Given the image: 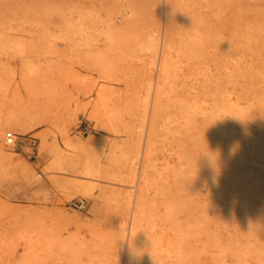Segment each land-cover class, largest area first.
Here are the masks:
<instances>
[{
	"label": "rangeland",
	"instance_id": "obj_1",
	"mask_svg": "<svg viewBox=\"0 0 264 264\" xmlns=\"http://www.w3.org/2000/svg\"><path fill=\"white\" fill-rule=\"evenodd\" d=\"M176 1H172L173 10L182 7L173 12L179 16L174 15L176 20L191 11V24L198 26V30H191L197 41L194 37V44L188 40L190 46L198 47L192 46L194 53L208 58L213 51L209 59L216 58L212 60L216 69L211 73L209 65L204 70L207 63L202 64L206 75H211H199L200 88L205 85L200 95L207 94L205 101L208 95L218 96L213 98L214 105L222 106L223 99H217L222 89L224 95L242 102L248 118H244L245 112L236 116L223 111L219 115L222 110L214 108L217 114L213 116L220 117L210 120L205 117L208 114L203 104L207 103L202 101L200 110L206 115L198 116L199 110V118L190 122L195 132L187 136L185 130L190 125H186L187 129L177 133H186L187 139L182 135L181 140L182 144L187 141L185 149L192 148V143L195 146L187 149L192 156L184 150V159L175 158L174 166H179L175 169L181 175L171 171L165 181L174 183L163 181L164 149L160 143L156 156L161 159L151 171L155 185L143 191L138 182L143 158L136 160L134 156L139 140L144 141L148 133V124L142 127L141 117L144 108L151 110L160 70V55L154 58L151 54L150 41L155 34L160 44L164 38L166 0H0V144L4 147V154L0 153V264H125L126 252L120 257L117 248L118 225L127 201L135 206L146 202L142 206L146 205L147 211H143L150 216L148 220L144 215L143 223L152 220L153 225L158 221L159 227L163 225L160 232L156 228L160 237L152 241H162L161 253L169 255L166 261L177 258L175 243L179 241L181 264H264V0L209 1H214L213 6H206L205 0H192V6L197 2L202 5L194 8L190 0ZM129 6L135 9L134 16L127 12ZM190 13L199 15L195 22L200 23L195 24ZM203 32L208 37L203 39ZM204 48L212 49L208 52ZM205 61L209 64L208 59L202 63ZM106 85L110 101L102 104L109 106L102 108L101 104V116L96 119L93 108ZM206 85L209 91L204 89ZM213 89L218 91L211 95ZM202 117L208 119L200 120ZM233 118L239 119L235 121L238 124L231 121ZM196 120L201 123L197 125ZM8 132L15 136L12 144L6 142ZM198 132L201 134L196 137ZM189 137H195V142ZM67 140L74 144L67 145ZM89 142H95L96 159L102 168L94 178L84 172V149ZM55 148L71 157V166L60 171L52 164ZM186 158L194 162V172ZM178 160L184 164L178 165ZM83 182L91 187L89 192L75 186ZM186 182L192 187L187 188ZM163 183L172 187L167 190ZM171 194L176 200L178 196V202ZM74 201H83L85 209L75 208ZM176 208L181 210L173 211ZM164 213H168L165 220ZM129 217L126 225L130 228L131 214ZM172 225L178 228L177 235ZM172 234L175 238L180 235L177 241ZM164 243L172 245L171 249Z\"/></svg>",
	"mask_w": 264,
	"mask_h": 264
},
{
	"label": "bare ground",
	"instance_id": "obj_2",
	"mask_svg": "<svg viewBox=\"0 0 264 264\" xmlns=\"http://www.w3.org/2000/svg\"><path fill=\"white\" fill-rule=\"evenodd\" d=\"M173 0H166V19H165V27H164V38L162 39V41H161V44H160V39L156 36V34L155 35H153L152 36V38H151V43H150V51H151V54L154 56V58H156V56H157V54H159L160 55V70H159V72H158V75H157V79H156V81H155V90H154V97H153V102H152V107H151V110L149 111L148 110V108L146 109V108H144V111H146L145 112V115H142L143 117H141V118H143L142 119V123H141V126L143 127V126H146L145 124H148V133H147V136H146V134L144 135V136H146V139L143 141V139L141 138L140 140H139V142H138V146H137V148H136V152H135V156H134V158L137 160V159H140V157L142 156V158H143V162H142V167H141V172H140V175H138L139 177H138V179H139V183H140V185H141V189H143V191L145 190V189H147L148 187L150 188V186L152 187V184L154 183L153 181H152V177H153V175L151 174V171L152 170H155L156 168H155V161H157L158 159L160 160L161 158L160 157H158L157 158V156H156V154H157V147L159 146V144L160 143H162L163 144V149H164V157H163V165H164V168H165V171H163L162 169H160L162 172H165V174L162 176V178H163V181H165L166 179H167V177L168 176H171V175H168L171 171L172 172H177L178 171V169H177V171H176V169L175 168H178V167H175L174 166V163H176L175 162V158H177V159H184V156H183V153H185V152H183L184 150H186L187 151V149L189 148V147H187V149H185V147L187 146V141H186V144H184L185 142V140L187 139L186 138V133H188L187 134V136H190V132L191 131H194L195 132V130H196V127H191L192 125H194V124H191L190 122L192 121V119H194V122H195V119H196V117H197V115L198 116H200V114L201 113H204V112H201V111H203L202 109L200 110V108H201V106L203 107V105L204 106H206V111H205V113L206 114H208V115H206L205 113V117H208L210 120L211 119H214L215 117H217V116H213V114H215L216 112H214L215 111V109L217 110V111H219L220 112V110H222V113H219V115H221V114H223V111H225V112H233V113H235L236 114V116H238V115H243V113L245 112V111H243V106L241 107V105H240V103L242 104V102H239L238 101V99H236V97H235V99L236 100H233L232 98H231V96L230 97H228V96H226V95H224V93L221 91L222 89H219V91L220 92H218L219 94L220 93H222V95H224V97H222V95H220V97L219 98H217L218 100L219 99H223V101H221V102H223V104H222V106L220 105L221 103H219V101H216V102H218L217 104L218 105H220L219 107H218V105H217V107L215 106L216 105V103H215V105H214V102H215V99H213L215 96H210V95H208L209 97H208V100H206L205 101V99L206 98H204L203 96H205V95H207V94H205V92H203L204 94H202L201 93V95H200V90H202L203 88V86H205V85H201V88H200V84L202 83H198V81H201V79L200 78H202L201 76H199L202 72H204V70L206 69V67L208 66V70H209V72L211 73V71H212V69H213V71H214V69H216V63H214V65H215V68H213L212 67V62H214V61H212V60H216V58H214V56H213V58L210 60L209 59V56H211V54H212V52H209L208 51V49H212V48H204V49H206L209 53H208V58L206 57H204V55H202L203 56V59L204 60H206V59H208L209 60V64H208V62H203L202 63V56L199 58V56L201 55V54H198L197 52L199 51V49H198V51H197V49H195L196 51V53L198 54V56H197V54H195L194 53V48L196 47L195 45H193L194 44V42H193V40L195 39V37L193 36V34H192V32H191V30L194 28V27H196L195 25H193V24H191V21H192V19L188 16V13L189 12H191V11H189L185 16H183L182 18H181V20H179V21H177L176 20V18H177V15H175L173 12L175 11V10H182L180 7L178 8V9H175V10H173L174 8H172V2ZM178 1V0H177ZM176 1V2H177ZM191 1L192 0H190V5H191ZM194 1V0H193ZM192 1V2H193ZM196 1V0H195ZM198 1V0H197ZM201 0H199V2H200ZM206 2H207V5L206 6H208V4H210L211 3V5L213 6V4H215V3H213V2H210L209 3V1H212V0H205ZM159 2V1H158ZM203 2V1H202ZM201 2V3H202ZM205 3V2H204ZM213 3V4H212ZM186 4V3H185ZM197 4V6H190L191 8L193 7H198L199 5L198 4H200V3H196ZM206 4V3H205ZM217 4V3H216ZM182 5V4H181ZM184 5V4H183ZM182 5V6H183ZM201 5V4H200ZM175 6V5H174ZM180 6V5H179ZM202 6V5H201ZM210 6V5H209ZM211 6V7H212ZM215 6V5H214ZM184 7V6H183ZM186 7H187V4H186ZM204 7V6H203ZM210 7V8H211ZM129 8H131L129 11H127L128 13H130V15L132 14L133 16L135 15V14H133V13H135L134 11H135V9H134V11L132 10V6H129ZM175 8H177V7H175ZM188 8V7H187ZM209 8V7H208ZM199 9H200V11H202L201 10V7H199ZM186 11V9L185 8H183V11ZM188 10V9H187ZM195 10V12H196V10H197V8L196 9H194ZM183 11H181V13L184 15L185 13H183ZM199 11V10H198ZM218 12V11H217ZM176 13H177V11H176ZM178 13H180V11H178ZM177 13V14H178ZM192 14H194V13H190V16L192 15ZM174 15L176 16V18L174 17ZM195 15V14H194ZM194 15H192L191 17L193 18V17H195ZM196 15H198V14H196ZM203 14L201 13L200 14V16H202ZM164 16H165V14H164ZM199 16V15H198ZM198 16H196V17H198ZM196 17H195V19L193 20V22L195 23V24H197V23H200V22H195V21H197L196 20ZM178 18H179V16H178ZM177 18V19H178ZM199 21H202L201 19H199ZM206 21V20H205ZM198 27V26H197ZM197 27H196V29H197ZM208 28V27H207ZM211 28V27H210ZM198 30V29H197ZM205 30V29H204ZM194 31V30H193ZM207 32V31H206ZM197 33V32H196ZM208 33V32H207ZM207 33H205L204 34V32H203V39H204V35H207ZM211 33V32H210ZM151 34V33H150ZM195 34V33H194ZM198 34V33H197ZM209 34V33H208ZM210 35V34H209ZM195 36H197V38H198V35H195ZM201 36V35H200ZM211 36H213V35H211ZM193 37H194V39H193ZM207 37H208V35H207ZM211 38H213V37H211ZM192 40L191 42L193 43L191 46H190V44H189V42H188V40ZM196 41H197V39H195ZM206 40V39H205ZM205 40H203V41H205ZM195 41V44L197 43ZM201 41V39H199V41L198 42H200ZM205 42H207V41H205ZM212 42H213V40H212ZM211 42V43H212ZM202 43V42H201ZM207 43H209V42H207ZM206 43V44H207ZM203 45V44H202ZM192 46H194V48L192 49ZM197 46H199L198 44H197ZM205 46V45H204ZM199 47H201V46H199ZM205 47H207V46H205ZM196 48H198V47H196ZM142 49V48H141ZM201 51H203V50H200L199 52H201ZM207 51H203V52H201V53H204V54H207ZM211 53V54H210ZM212 55H214V54H212ZM202 59V60H201ZM205 63H207V65L204 67L202 64H205ZM244 64H245V62H243ZM242 63V64H243ZM239 64H241V62L239 63ZM243 64V65H244ZM242 66V65H241ZM202 67H204V70H203V68ZM157 69V68H156ZM241 70H243L242 68H241ZM205 73V72H204ZM203 73V74H204ZM241 73V72H240ZM208 74V73H207ZM242 74L244 75V73L242 72ZM204 75H206V73L204 74ZM209 75H211V74H208V75H206L207 77H210ZM238 75V74H237ZM240 75V74H239ZM199 77V79H198V77ZM212 76H215V74H213ZM242 76V75H241ZM205 77V76H204ZM207 77H205L206 78V80H207ZM204 78V79H205ZM212 78V77H211ZM203 79V80H204ZM209 79V78H208ZM211 80V79H210ZM209 80V82H211ZM213 81H214V79H213ZM204 82V81H203ZM206 82V81H205ZM204 82V83H205ZM214 83H215V81H214ZM214 83H212V85L214 84ZM203 84V83H202ZM206 84H207V82H206ZM216 84V83H215ZM214 84V85H215ZM245 84V83H244ZM151 85V84H150ZM150 85H148L149 87H148V89L149 88H151L150 87ZM246 85V84H245ZM107 86L108 85H106L105 87H104V89L101 91H99V93H98V98H97V102H96V105L94 106V108H93V115L92 116H96V119H97V116H98V118H99V116H101V104L104 102V101H110V99H107V96H109L108 95V91H107ZM207 87L205 88L204 87V89L206 90L207 88H208V90L207 91H209V85H206ZM209 86V87H208ZM243 86V85H242ZM215 89L216 88H218V87H214ZM244 88H245V86H244ZM211 89H212V87H211ZM153 90V89H152ZM214 90V89H213ZM212 90V94L211 95H213V92L214 93H217V91L215 92V90L213 91ZM149 91H151V90H149ZM202 91H204V90H202ZM201 91V92H202ZM207 91H206V93H207ZM242 91V90H241ZM246 91V93L248 92L247 90H245ZM210 92H208L209 94H210ZM150 93V92H149ZM149 93H147L148 95H149ZM241 93V92H240ZM248 94V93H247ZM217 95V94H216ZM227 95H228V93H227ZM241 95V94H240ZM243 96L245 95V94H242ZM246 96V95H245ZM245 96H244V98H245ZM248 96V95H247ZM110 97V96H109ZM216 97H218V96H216ZM215 97V98H216ZM239 97V96H238ZM202 98H203V100H202ZM241 99V98H240ZM239 99V100H240ZM248 100V98L246 97V100H245V102ZM202 101H205L206 103H207V105H205V104H203L202 103ZM241 101H243V99L241 100ZM244 102V101H243ZM110 103V102H109ZM203 105H202V104ZM105 104H106V106H109V105H107V103L105 102ZM147 106H148V104H146ZM145 105V106H146ZM102 108H105L104 107V104H102ZM144 106V107H145ZM146 106V107H147ZM108 108V107H107ZM105 109V110H108V109ZM215 108V109H214ZM146 109V110H145ZM150 109V108H149ZM104 110V111H105ZM199 110H200V113H199ZM204 110H205V108H204ZM214 110V111H213ZM102 111H103V109H102ZM197 112L199 113V114H197ZM247 112V111H246ZM246 112L244 113L246 116H244V118L246 117V118H248L247 117V114H246ZM103 114H105L104 112H103ZM143 114H144V112H143ZM197 114V115H196ZM217 114V113H216ZM215 114V115H216ZM230 115H231V113H229ZM109 114H108V112H107V116H108ZM202 115V114H201ZM234 115V114H233ZM232 115V116H233ZM104 116V118L106 117L107 118V116H105V115H103ZM203 116V117H204ZM223 116V115H222ZM225 116H226V114H225ZM231 116V117H232ZM235 116V117H236ZM110 117V116H109ZM108 117V118H109ZM201 117V116H200ZM201 118L200 120H202V119H204V120H206V119H208V118ZM214 117V118H213ZM218 117H220V116H218ZM229 117V116H228ZM231 117H229V118H231ZM234 117V116H233ZM105 118V119H106ZM199 117H197V119H198ZM222 118V117H221ZM241 117H239V119H240ZM217 118H215L214 120H216ZM223 119V118H222ZM227 120H228V118H226ZM225 119V120H226ZM234 119L235 118H233V119H231V121H234ZM239 119H237L236 118V120L235 121H237L238 122V120ZM109 120V119H108ZM108 120L106 119V121L108 122ZM141 120V119H140ZM224 120V121H225ZM240 120H243V118H241ZM245 120V119H244ZM243 120V122H245ZM110 121V120H109ZM197 121V125L199 124V123H201V122H198V120H196ZM229 121V120H228ZM234 121V122H235ZM6 122V121H5ZM193 122V121H192ZM237 122H235V123H237ZM241 122V121H240ZM108 123H110V122H108ZM217 123V122H216ZM224 123H226V122H224ZM1 124V123H0ZM22 124V123H21ZM238 124V123H237ZM241 125L240 126H242V125H244L243 123H240ZM186 125H190L189 126V129H190V127L193 129L194 128V130H192V129H187L188 127H184V126H186ZM225 125V124H224ZM22 126V125H21ZM226 126H227V124H226ZM230 127H231V124H230ZM23 128V127H22ZM184 128V130L185 129H187V130H189V132H187V130H185L186 131V133H185V135H183L184 136V138H185V140L183 141V144H182V142H181V140H182V135H177V133L179 134V133H181L182 132V130L181 129H183ZM197 128H200L199 126H197ZM19 129H20V127H19ZM230 129V128H229ZM0 130H1V127H0ZM198 130H200V129H198ZM145 131V130H144ZM185 131H183V133L185 132ZM230 131V130H229ZM231 131H232V129H231ZM230 131V132H231ZM1 132V131H0ZM146 133V132H145ZM199 133V132H198ZM159 134H161V135H159ZM194 135H196L195 133H193ZM201 134V132L199 133V134H197L196 135V137H199V135ZM233 134V132H231V135ZM181 136V137H180ZM192 136V135H191ZM192 139H190V137H189V139L190 140H192V141H194L195 142V137L193 138V137H191ZM67 139V138H66ZM69 139V138H68ZM191 141V142H192ZM67 145H72V144H74V141L73 140H67V143H66ZM77 144V143H76ZM96 144H97V142H96ZM193 144L194 143H192V148H193ZM197 144V143H196ZM98 145V144H97ZM183 145H185V146H183ZM100 145H98V147H99ZM190 146H191V144H190ZM96 145H95V142H89L87 145H86V148L84 149L85 151H86V154H87V156L85 157V161H84V169H85V173H87L88 174V176L90 175L92 178H94V177H97L98 176V172H99V170H100V168H99V166L101 165L99 162H97V159H96V156H97V150H96ZM197 147V146H196ZM191 147L189 148V149H192ZM56 150H55V155H54V161L52 162V164L54 163L56 166H58L59 168H60V171L62 170V169H65L66 168V166H68V165H70V158L71 157H69V155L68 154H66L64 151H61L60 149H58V148H55ZM193 149H195V146H194V148ZM233 149V148H232ZM231 149V150H232ZM239 149V148H238ZM197 150V149H196ZM229 150H230V148H229ZM241 150V149H240ZM239 150V151H240ZM159 152H162L160 149L158 150ZM192 152H195V151H193V150H191ZM198 151V150H197ZM196 151V152H197ZM52 152H54V149L52 150ZM84 152V151H83ZM102 152V151H101ZM188 152H190V150L189 151H187L186 152V154L188 155ZM229 152H231V151H229ZM232 152H233V150H232ZM241 152V151H240ZM0 153H2V154H4V147H3V145H1L0 144ZM238 153V152H237ZM85 154V153H84ZM190 154H191V156H192V153H189V155L188 156H190ZM194 154V153H193ZM197 154H198V152H197ZM101 155V154H100ZM176 155V157H174ZM196 155V154H195ZM237 155V154H236ZM7 156V155H6ZM99 156V155H98ZM238 156H240V157H242L243 155H241V153L240 154H238ZM84 157V156H83ZM195 156L193 155V157L192 158H194ZM240 157H239V159H240ZM7 158H9L8 156H7ZM189 158V157H188ZM188 158H186V159H188ZM192 158H191V160H192ZM196 158V157H195ZM101 160V159H100ZM195 160V159H194ZM186 161V160H185ZM237 161H239V160H237ZM242 161L243 160H241L240 159V163H242ZM180 161L178 160V163H179ZM184 162V161H183ZM182 162V164H184ZM189 162V159L187 160V163ZM238 162V163H239ZM79 163V162H78ZM77 163V165H79ZM100 165H99V164ZM186 163V164H187ZM191 162H189L187 165H189ZM192 163H194V162H192ZM192 163L190 164V167L192 168ZM198 164V161H196L195 162V164ZM239 163V164H240ZM51 164V165H52ZM157 164V163H156ZM162 164V163H161ZM181 163H179L178 165H180ZM181 164V165H182ZM194 164V165H195ZM199 164H201V163H199ZM198 164V165H199ZM236 164H237V162H236ZM176 165V164H175ZM48 166V165H47ZM71 166V165H70ZM81 166V165H80ZM184 166V169H186L185 168V165H183ZM200 166V165H199ZM198 166V167H199ZM240 166H241V164H240ZM153 167H154V169H153ZM157 167H158V164H157ZM163 167V166H162ZM190 167L189 166H187V168H189V170H190ZM194 167V166H193ZM243 167V166H242ZM80 168V167H79ZM106 168H107V166H106ZM163 168V169H164ZM195 168V167H194ZM102 169V168H101ZM182 169V171H183V168H181ZM196 169V168H195ZM70 170V169H69ZM192 170H193V172L195 171L193 168H192ZM197 170V169H196ZM67 171V170H66ZM101 171V170H100ZM51 172V171H50ZM69 172V171H68ZM71 172V171H70ZM156 172H157V170H156ZM184 172V171H183ZM182 172V174L184 175V173ZM191 172V171H190ZM103 173H105V172H103L102 171V174ZM56 174H59V173H56ZM158 174H163V173H158ZM173 174V173H172ZM178 174H180V171H179V173L177 172V175ZM264 174V173H263ZM100 175V174H99ZM174 175H176V173L174 174ZM176 175V176H177ZM181 175V174H180ZM179 175V176H180ZM229 175H230V173H229ZM66 176V175H65ZM104 176V175H103ZM137 176V175H136ZM161 176H159V177H161ZM185 176V175H184ZM245 176V175H244ZM70 177V176H69ZM156 177H157V175H156ZM156 177L154 178V179H156ZM172 177H174V176H172ZM181 178L183 177V176H180ZM186 177V176H185ZM246 177V176H245ZM170 179H171V177H169ZM178 178V177H177ZM242 178V177H241ZM134 179H135V177H134ZM174 179V181L175 180H177L176 178H173ZM172 179V180H173ZM184 178H182V182H184V180H183ZM187 179V178H186ZM82 180V179H81ZM89 180V179H88ZM160 180H161V178H160ZM83 181V180H82ZM93 181V180H92ZM95 181V180H94ZM155 181H157V180H155ZM169 183L171 182V184L172 183H174L173 181H169V180H167ZM180 181H181V179H180ZM188 181V180H187ZM208 181V180H207ZM211 181H212V183H213V179H211ZM243 181V180H242ZM86 182V181H85ZM85 182H83L84 184H78V183H76L75 184V186L76 187H78L79 189H82V190H84L85 192H89V190H90V188L91 187H89L88 185H85ZM159 182V181H158ZM168 182H166L165 181V183H168ZM189 182V181H188ZM192 184L194 183V181L192 182V181H190ZM209 182H210V180L208 181V184H209ZM244 182V181H243ZM71 183V182H70ZM88 183H90V182H88ZM157 183V182H156ZM161 183V182H160ZM165 183H163V184H165ZM168 183V184H169ZM178 183H179V181H178ZM190 183V184H191ZM211 183V182H210ZM215 183H216V181L214 180V183L212 184V185H214L215 186ZM91 184V183H90ZM182 184V183H181ZM184 184V183H183ZM186 184H188L187 182H186ZM185 184V185H186ZM217 184V183H216ZM70 185V184H69ZM92 185V184H91ZM98 185V184H97ZM139 185V186H140ZM154 185H155V183H154ZM153 185V186H154ZM166 185V184H165ZM170 185V184H169ZM175 185H177L176 184V182H175V184L173 185L174 187H175ZM180 185V184H179ZM241 185V184H240ZM68 186V185H67ZM164 186V185H163ZM181 186V185H180ZM188 186V187H187ZM186 187L187 188H189L190 186H189V184L187 185ZM194 186V189H195V184L193 185ZM209 186V185H208ZM66 187V186H65ZM69 187V186H68ZM71 187H72V185H71ZM95 187V186H94ZM138 187V186H137ZM156 187H157V185H156ZM164 187H166V189L169 187V186H164ZM163 187V188H164ZM170 187H172V185L170 186ZM169 187V188H170ZM174 187H173V189H174ZM192 187V186H191ZM190 187V188H191ZM67 188V187H66ZM177 188H179V186H177ZM75 189V188H74ZM156 189V191H157V188H155ZM172 189V188H171ZM170 189V190H171ZM210 189V188H209ZM241 189V188H240ZM149 190V189H148ZM159 190V189H158ZM168 190V189H167ZM170 190H169V192H170ZM175 191H173L174 193H177V191H176V189H174ZM192 190H193V188H192ZM142 191V190H141ZM164 192H165V188H164V190H163ZM162 191V192H163ZM172 191H171V193H172ZM93 192V191H92ZM91 192V193H92ZM150 192V191H149ZM158 192V191H157ZM162 192H160V193H162ZM163 192V193H164ZM168 192V194H170ZM148 193V192H147ZM155 193V192H154ZM149 194V193H148ZM165 194V193H164ZM173 194V193H172ZM171 194V195H172ZM193 194V193H192ZM158 195V194H157ZM171 195H169V196H171ZM174 195V194H173ZM173 195L171 196V198L173 197ZM92 196V195H91ZM98 196V195H97ZM146 196H148V195H145V196H143L144 198L146 197ZM89 197V196H88ZM164 197V195L162 196V198ZM175 197V198H174ZM173 197V199H175V201H177L178 202V196H177V200H176V196H174ZM144 198H143V200H144ZM102 199V198H101ZM142 199V198H141ZM166 199V198H165ZM163 200V199H162ZM167 200V199H166ZM166 200H164V201H166ZM171 201V200H170ZM174 201V202H175ZM130 202L131 201H127L126 203H127V205H126V209H125V214H124V216H123V220H121V225L119 224L118 225V228H119V241H118V248H117V255L118 256H123V254L125 253V255H124V257H125V264H167V262H169V261H166L167 260V258L169 257V255H168V257H167V254H166V252L165 253H161V252H163L162 251V249L164 248V245L163 246H160L161 245V243H162V241L160 242V241H158L157 240V242H154V241H152V239L153 238H156V237H160V234L161 233H159L158 234V231H159V229H160V227L161 226H163V225H160V227H159V222L160 221H158V224H156V225H153L154 223H153V221L151 220V222L150 223H148V222H146V223H143L144 221H146V220H144V218L146 217V215H145V212L143 211V206H142V204H146V202L144 203V202H142V204H140L139 205V202L137 203L139 206H137V204H136V206H135V203H131L132 205H130ZM166 202H168V200L166 201ZM165 202V203H166ZM172 202V201H171ZM170 202V203H171ZM140 203H141V201H140ZM164 203V202H163ZM172 204H174V203H172ZM147 205V204H146ZM146 205H144L145 206V208L144 209H146ZM157 205V204H156ZM166 205V207H167V203L165 204ZM174 206H176V205H174ZM171 207H173L172 205L170 206V208ZM177 207V206H176ZM161 208V207H160ZM180 208H181V206H180ZM172 209V208H171ZM175 209V208H174ZM179 208H176V210H173V211H177ZM167 210V209H166ZM170 210V209H169ZM169 210H167V212L170 214V213H173V212H171V210L169 211ZM179 210H181V209H179ZM146 211H147V209H146ZM174 212V214L172 215V216H174L176 213ZM182 212V211H181ZM147 213V212H146ZM167 213V214H168ZM179 212H177V214H178ZM131 214V216H132V220H131V222L132 223H130L131 224V226H130V228L129 227H127L128 225H126V224H128L127 222L128 221H130V220H128V217H129V215ZM164 214H166V213H164ZM165 215V217H164V220H165V218H166V216H168V215ZM180 214V213H179ZM144 215H145V217H144ZM171 215V214H170ZM148 216H150V215H148ZM148 216L146 217L147 219H148ZM179 216V215H178ZM181 216V215H180ZM179 216V217H180ZM144 217V218H143ZM130 218V217H129ZM177 218V217H176ZM167 219H168V217H167ZM167 219H166V221H167ZM169 219H170V216H169ZM168 219V220H169ZM172 219H174V218H172L171 217V220ZM181 219V218H180ZM180 219H178L179 221H181ZM144 220V221H143ZM149 220V219H148ZM147 220V221H148ZM175 220V219H174ZM177 220V221H178ZM177 221L176 222H174V224L173 223H171V224H173V225H175V223H177ZM250 221V220H249ZM162 222H164L165 223V221H162ZM161 222V223H162ZM167 222H169V221H167ZM170 222H173V220L172 221H170ZM160 223V224H161ZM164 223H162V224H164ZM248 223V222H247ZM144 224H146L145 226H144ZM180 224V223H179ZM158 225V226H157ZM165 225V224H164ZM172 225V227L174 228L175 226H173ZM181 225V226H180ZM180 225H176L177 227L178 226H180V227H182V224H180ZM250 225H251V222H250ZM154 226H157V227H154ZM169 226V225H168ZM126 227L127 228H129V230H128V232H126L127 231V229H126ZM159 227V228H158ZM179 227V228H180ZM157 228L158 229V231H157V229L155 230V229ZM163 228V227H162ZM166 228V227H165ZM173 228H171V229H173ZM176 228V227H175ZM173 229L176 233H175V235H177V229ZM167 229L169 230V228L167 227ZM160 230H162V229H160ZM167 230V231H168ZM180 231H181V233H182V229L180 228L179 229ZM178 230V232L180 233V231ZM165 231H166V229H165ZM160 232V231H159ZM162 232V234L164 233L163 231H161ZM170 232V231H169ZM168 233V232H167ZM166 234V233H165ZM159 235V236H158ZM168 235V234H167ZM171 235V234H170ZM173 235V234H172ZM175 235H173L174 236V240H176V238H179L180 237V235L179 236H177L176 238H175ZM162 237V239H163V241H165L166 242V237H165V240H164V237L163 236H161ZM158 238H156V239H158ZM169 238H171V237H169L168 236V239ZM172 239V238H171ZM155 240V239H154ZM172 241L173 243L175 242V241ZM156 241V240H155ZM177 241V240H176ZM180 241H181V239H180ZM154 242V243H153ZM159 242H160V244H159ZM169 242V241H168ZM171 242V243H172ZM179 242V241H178ZM178 242H176L175 244H178L177 245V249L174 247L175 245H173V247L177 250V253L175 252L176 250L174 249V252L176 253V255H177V258L176 257H173L172 256V258H175V261H173V262H169L170 264H181V255L182 254H180V252H181V250H180V245H179V243ZM170 243V242H169ZM169 243H164L167 247L169 246V248L171 249V246L172 245H168ZM158 244H159V246H160V248L158 247ZM180 244H181V242H180ZM166 248V247H165ZM169 248H167V250L169 249ZM126 250V251H125ZM166 251V250H165ZM168 253V252H167ZM174 253V254H175ZM168 254H171V251H169V253ZM173 254V255H174ZM175 256V255H174ZM170 257H171V255H170ZM172 258H170V259H172ZM169 260V259H168ZM174 260V259H173ZM172 261V260H171Z\"/></svg>",
	"mask_w": 264,
	"mask_h": 264
},
{
	"label": "built area",
	"instance_id": "obj_3",
	"mask_svg": "<svg viewBox=\"0 0 264 264\" xmlns=\"http://www.w3.org/2000/svg\"><path fill=\"white\" fill-rule=\"evenodd\" d=\"M14 134L12 132H8L6 134V142L7 144H12L14 142ZM72 205L77 209H85V203L83 201H74Z\"/></svg>",
	"mask_w": 264,
	"mask_h": 264
}]
</instances>
